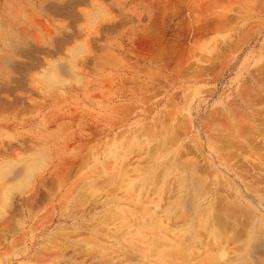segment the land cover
<instances>
[{"label": "rangeland", "instance_id": "rangeland-1", "mask_svg": "<svg viewBox=\"0 0 264 264\" xmlns=\"http://www.w3.org/2000/svg\"><path fill=\"white\" fill-rule=\"evenodd\" d=\"M0 23L31 37L0 80V163L17 162L13 176L40 161L0 211V264L156 261L152 244L136 238V220L121 227L110 212L134 209L131 190L111 176L128 171L136 181L172 130L181 132L174 150L191 139L207 154L216 123L264 131V0H0ZM66 55L71 72L61 63L45 84L49 59ZM260 139L232 161L264 200ZM242 237L228 241L229 257ZM256 257L264 264V253Z\"/></svg>", "mask_w": 264, "mask_h": 264}, {"label": "bare ground", "instance_id": "bare-ground-1", "mask_svg": "<svg viewBox=\"0 0 264 264\" xmlns=\"http://www.w3.org/2000/svg\"><path fill=\"white\" fill-rule=\"evenodd\" d=\"M243 123L238 122V126L231 128L229 125L228 128L224 127L222 123L214 124L209 129L211 135L207 137L209 154L203 151L205 145L202 142L201 144L200 142L193 143L191 139L188 142L184 141L186 143H183L182 150H174L176 142L181 143V132L176 133L172 130L173 134L165 136L163 134L153 146L154 149L149 154L150 159L144 161L145 164L149 162L147 165L144 164V169L136 181L130 180L131 176L127 177L128 171L125 173L121 171L120 176H116L118 174L111 176L110 181L120 180L123 189L131 190L134 209L130 210L127 207L128 209L110 212L115 213L114 216L120 219L121 227L132 225L133 217L136 220L134 223H137L136 235L138 237L136 238L144 243L152 244L148 256L153 255L157 259L156 261L139 259L138 264H257L259 258L256 255L264 253V216L262 215L264 214V200L256 192L253 195L250 186L243 184L244 180L240 179L242 176L237 172V167L233 165L232 160L242 155L245 146L251 143L254 147L253 141L260 137L264 139V131H260L261 128L259 130L248 127L249 130L242 133ZM182 140H185L184 137ZM130 148H127L128 152L131 151ZM38 162L40 161H33V164L25 168L22 175L20 172L14 173L13 176L10 174L14 171V165L17 162L16 164L14 162L0 163V187L3 186L2 191L0 190L2 192L1 212L10 205L15 189L28 186L27 181L34 175L33 171L38 167ZM19 176L24 178L19 180ZM98 190L99 185L96 182L95 186L93 184L90 186L89 195L92 197L99 195ZM165 193L166 196H164ZM156 194L158 199L154 196ZM4 213L6 212L3 211ZM126 233L131 236L132 232ZM239 236H243L241 243L230 258L226 252V245L229 240L239 238ZM93 240L88 244L95 247L100 246L99 242ZM122 244L118 242L117 245L122 248ZM126 257L128 259V255Z\"/></svg>", "mask_w": 264, "mask_h": 264}, {"label": "clouds", "instance_id": "clouds-1", "mask_svg": "<svg viewBox=\"0 0 264 264\" xmlns=\"http://www.w3.org/2000/svg\"><path fill=\"white\" fill-rule=\"evenodd\" d=\"M30 41L31 37L27 32L22 31L20 27L12 23H0V74H8L6 80H0L7 81L10 79V77L12 76L10 65L21 58L19 56V53L22 50L28 48ZM74 47H76V45L70 48ZM85 55H87L86 48L84 51L80 52L79 55H77L76 60L79 61ZM70 59L71 57L68 55L65 56V59L63 61H60L59 58L49 59L51 61H54V63L46 64V66L44 67V83L51 85L53 83L51 77L53 75H60L57 69L61 63H65L70 66L71 72L73 65L69 63Z\"/></svg>", "mask_w": 264, "mask_h": 264}]
</instances>
